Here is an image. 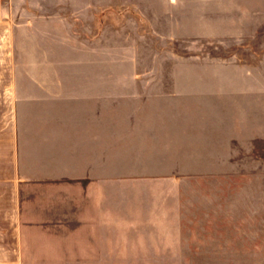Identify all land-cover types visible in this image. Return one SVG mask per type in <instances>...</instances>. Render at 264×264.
<instances>
[{"label":"rangeland","instance_id":"rangeland-1","mask_svg":"<svg viewBox=\"0 0 264 264\" xmlns=\"http://www.w3.org/2000/svg\"><path fill=\"white\" fill-rule=\"evenodd\" d=\"M73 4L37 67L100 69L106 231L91 260L75 183L25 264H264V0Z\"/></svg>","mask_w":264,"mask_h":264},{"label":"crops","instance_id":"crops-1","mask_svg":"<svg viewBox=\"0 0 264 264\" xmlns=\"http://www.w3.org/2000/svg\"><path fill=\"white\" fill-rule=\"evenodd\" d=\"M73 3L0 0V264L27 262L34 206L68 212L75 183L85 193L91 260L106 231L100 226L107 218L100 69L64 61L37 67L50 55L67 59L50 31L71 29L70 18H83L87 10Z\"/></svg>","mask_w":264,"mask_h":264}]
</instances>
